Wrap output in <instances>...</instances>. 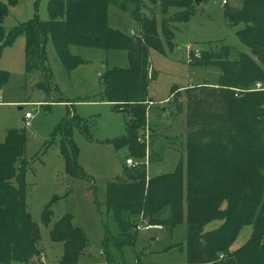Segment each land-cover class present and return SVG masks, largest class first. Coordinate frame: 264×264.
<instances>
[{
  "label": "trees",
  "instance_id": "16d2710c",
  "mask_svg": "<svg viewBox=\"0 0 264 264\" xmlns=\"http://www.w3.org/2000/svg\"><path fill=\"white\" fill-rule=\"evenodd\" d=\"M9 1L16 4L18 0ZM226 1L224 17L232 26L243 25L236 34L250 53H238L234 58L233 50L225 46L221 52L191 56L192 66L212 68L218 79L215 84L193 85L183 91L187 108L186 158L180 159L173 172L154 177L147 175V141L140 133L147 122L149 84L156 76L148 49L164 53L159 31L164 40L169 33L171 39L165 41L172 44L170 27L190 20L193 0H49L47 22L34 19L21 25L10 32L2 46L11 44L17 34L24 35L26 73L38 71L45 77L48 37L68 72L83 63L70 53L71 46L127 53L128 67L108 70L101 81L103 102L134 117L127 134L109 143L116 149L127 148V157L140 161L133 168L124 162L126 179L107 183L105 204L112 226L103 222L102 248L110 264H116L111 248L134 246L140 220L171 229L186 220L187 264H264V0H243L239 8ZM149 4L161 8L160 28ZM110 5L122 9L133 6L130 12L141 33L127 35L111 28ZM171 10L175 11L171 14ZM7 12V8L0 7V24ZM3 34L0 26V39ZM8 77L7 72L0 71V89ZM259 83L263 90H255ZM178 90L173 89L171 97L181 98ZM182 107L177 104L176 112L182 113ZM79 121L75 115L69 116L56 130L62 134L61 152L66 173L72 178L85 177L72 140ZM26 140L25 130H9L0 143V264H45L39 248V226L26 209ZM149 161L154 162L150 157ZM50 208L48 205L42 215L46 226L52 220ZM215 220L222 224L206 231L205 227ZM246 225L252 226L251 236L232 251L231 246ZM50 240L64 245L58 264H80L87 237L73 226L71 215L55 223ZM139 254L143 253H136L135 264H146Z\"/></svg>",
  "mask_w": 264,
  "mask_h": 264
},
{
  "label": "rangeland",
  "instance_id": "374dc122",
  "mask_svg": "<svg viewBox=\"0 0 264 264\" xmlns=\"http://www.w3.org/2000/svg\"><path fill=\"white\" fill-rule=\"evenodd\" d=\"M196 1L201 2L197 4ZM242 1L228 0V4L230 2V6L239 8ZM193 2L190 20L170 27L172 44L166 42L168 38L170 41V34L167 33L165 41L162 31H159L164 53L148 49L149 63L156 73L148 88V100L152 105L147 102V122L140 132L147 141L144 161L148 177L173 172L180 159L186 158L187 108L183 91L192 85L217 82L218 73L212 68L192 66L189 63L191 56L221 52L225 46L233 50L231 57L234 58L238 53H250L236 34L243 25L232 26L224 17V0ZM149 5L156 13L160 28L161 8ZM0 7L8 11L0 24L4 29L0 39V71L9 75L0 89V143L4 142L9 130L26 131L25 159L29 161L26 209L40 229L42 260L45 258V264L60 262L64 245L52 242L50 231L63 216L71 215L73 226L81 229L87 237L80 264L108 263L102 248L103 222L112 226L105 204L106 187L108 182L126 179L124 162L129 158L127 148L116 149L109 141L126 135L134 117L111 103L103 102L101 81L108 70L128 67L127 53L71 46L70 53L80 57L83 63L68 72L51 37H48L45 46L48 76L38 71L27 74L25 36L17 34L11 44L2 46L10 32L21 25L34 19L47 22L50 19L49 0H18L16 4L0 0ZM127 8L110 5L109 26L127 35H138L141 33L139 23L130 12L133 6L127 5ZM174 11L171 10V14ZM145 14L152 17L148 11ZM42 84L43 87L40 86ZM173 89H179L182 97H171ZM86 97H91L90 103L79 102ZM167 98L168 103L164 104ZM177 104L183 106L182 113L176 112ZM27 112L32 114L28 120L25 118ZM74 115L80 118L77 122L80 127H74L72 140L78 151L77 162L85 174L83 178H72L66 173L61 152L62 134L56 131L67 117ZM48 205L53 215L51 223L46 226L42 223V215ZM221 224L222 221L215 220L205 230H213ZM251 233L252 226L246 225L231 250L241 248ZM186 243L185 220L174 229L167 226L141 229L133 247L111 248V256L116 264H135L136 253L140 252L143 253L139 254L140 259L146 264H187Z\"/></svg>",
  "mask_w": 264,
  "mask_h": 264
},
{
  "label": "built area",
  "instance_id": "2783aa9c",
  "mask_svg": "<svg viewBox=\"0 0 264 264\" xmlns=\"http://www.w3.org/2000/svg\"><path fill=\"white\" fill-rule=\"evenodd\" d=\"M226 2H227V1H224L223 4H225ZM195 56L198 57V56H200V54H197V53H196ZM255 90H263V89H262V87H261L260 84H257V87H256ZM25 118H26L27 120L30 119V118H32V114H31L30 112H27V113L25 114ZM26 126L29 127V122H27V121H26ZM125 165H126L127 167H129V168H133V167H135V166L137 165V162H135L132 158H127V159L125 160ZM144 228H155V227L148 225V224H147L145 221H143V220H140L137 229H138V230H141V229H144ZM97 264H109V263H97Z\"/></svg>",
  "mask_w": 264,
  "mask_h": 264
},
{
  "label": "crops",
  "instance_id": "0c3cea01",
  "mask_svg": "<svg viewBox=\"0 0 264 264\" xmlns=\"http://www.w3.org/2000/svg\"><path fill=\"white\" fill-rule=\"evenodd\" d=\"M224 1H226V0H224ZM229 4H230V2H229ZM193 86V85H192ZM169 98H170V96H169ZM169 98H167V99H165L163 102H164V104H167L168 103V100H169ZM92 102V101H91ZM150 102V104L152 105V102L151 101H149ZM84 103H90V102H84ZM34 104V103H33ZM154 105V104H153ZM185 115H186V113H185ZM185 125H186V118H185ZM159 228V227H158ZM43 256V255H42ZM44 257V256H43ZM44 262L46 263V260H45V258H44ZM81 263V262H80Z\"/></svg>",
  "mask_w": 264,
  "mask_h": 264
},
{
  "label": "water",
  "instance_id": "95a60500",
  "mask_svg": "<svg viewBox=\"0 0 264 264\" xmlns=\"http://www.w3.org/2000/svg\"><path fill=\"white\" fill-rule=\"evenodd\" d=\"M201 1H196L197 4H199Z\"/></svg>",
  "mask_w": 264,
  "mask_h": 264
}]
</instances>
